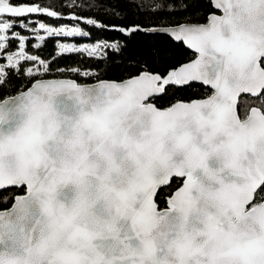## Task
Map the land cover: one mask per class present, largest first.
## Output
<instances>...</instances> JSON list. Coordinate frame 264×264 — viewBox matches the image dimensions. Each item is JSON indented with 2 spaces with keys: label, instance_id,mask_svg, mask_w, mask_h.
<instances>
[{
  "label": "snow or ice",
  "instance_id": "obj_1",
  "mask_svg": "<svg viewBox=\"0 0 264 264\" xmlns=\"http://www.w3.org/2000/svg\"><path fill=\"white\" fill-rule=\"evenodd\" d=\"M84 6L0 0V264H264V0H149L158 26L111 30L190 56L115 79L100 63L118 41L36 54L90 33L34 17ZM67 54L95 70L54 67ZM193 85L201 98L156 103Z\"/></svg>",
  "mask_w": 264,
  "mask_h": 264
},
{
  "label": "trees",
  "instance_id": "obj_2",
  "mask_svg": "<svg viewBox=\"0 0 264 264\" xmlns=\"http://www.w3.org/2000/svg\"><path fill=\"white\" fill-rule=\"evenodd\" d=\"M44 3L50 2V0H43ZM66 2V0H65ZM149 0H77V3L90 4L93 7H80L74 9L78 15H81L84 19L92 18L98 22L108 25V28H97L92 25L84 23V19L80 21H71L67 18L56 21L53 18L45 16H35V19H39L41 22L49 23L55 27L67 25L68 27L79 26L85 31H88L90 35L88 37H58L49 38L42 46V49L36 53L41 58L51 59L56 52L55 44L57 41L61 43H95L99 39L108 40L109 42L118 41L123 49L122 55H117L114 60L100 63V70L105 78L115 79L125 77L129 71H134L133 65L137 62H147L152 65L153 70L163 71L165 67L177 64L178 62H185L190 56L189 50L183 46H162L157 45L155 40H152L151 34H137L130 38L124 37L123 34L111 30L112 25L123 26L133 25L140 23L142 25H159V21L165 19V17L153 16L150 12L146 13L143 5L147 4ZM73 10L64 9L65 17ZM188 13H179L172 17H167L168 20H183ZM195 19V17H194ZM35 42V41H33ZM166 47L167 50L163 55H156V48ZM29 51L32 52L29 45ZM157 60L159 63H157ZM97 61L90 60L86 56L81 57L77 54H67L56 60L54 67L59 65L60 67H81V68H93ZM106 70V71H105ZM19 82V81H18ZM81 82H92L84 81ZM204 92V88L200 85H193V87L183 88H169L168 94L163 95L156 100L159 106H168L170 102H174L175 99L189 98H201ZM241 99H248V97L242 96ZM168 191L167 188L161 193V197Z\"/></svg>",
  "mask_w": 264,
  "mask_h": 264
},
{
  "label": "water",
  "instance_id": "obj_3",
  "mask_svg": "<svg viewBox=\"0 0 264 264\" xmlns=\"http://www.w3.org/2000/svg\"><path fill=\"white\" fill-rule=\"evenodd\" d=\"M111 29V28H110Z\"/></svg>",
  "mask_w": 264,
  "mask_h": 264
}]
</instances>
